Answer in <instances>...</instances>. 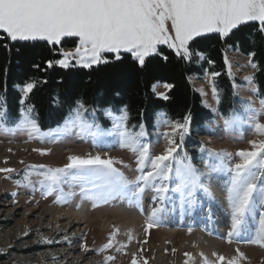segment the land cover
<instances>
[{"label": "snow or ice", "instance_id": "snow-or-ice-1", "mask_svg": "<svg viewBox=\"0 0 264 264\" xmlns=\"http://www.w3.org/2000/svg\"><path fill=\"white\" fill-rule=\"evenodd\" d=\"M249 22H257L259 30L264 32V0H0V31L6 34V38L12 41L40 40L54 46L60 45L68 37L78 39L79 43L74 51L64 52L62 59L47 61L48 67L58 64L68 68L71 60L75 59L81 67L90 69L94 65L108 64L109 56L118 61L123 53H127L142 68L147 57L160 54V45H167L178 56L191 59L194 54L191 43L198 37L217 33L223 38ZM249 63L251 67H257L251 61ZM218 75L219 73H211L210 81L212 97L217 103L220 102V93L214 78ZM253 79L251 76L245 77L249 83ZM35 86V82L27 83L23 87L24 95L27 96ZM253 91L256 89L253 88ZM164 98L167 99V96ZM260 105L259 110L252 109V102L248 101L244 105V111L250 113L249 121L254 132L262 138L249 140L250 148L238 150L235 156L239 157V162L227 169L230 173L228 200L232 208L229 243L233 238L240 237L247 218L254 212L256 202L264 204V175H261L264 173V123L259 119L260 115H264V100L260 101ZM31 111L29 108L28 112L22 113L23 118L13 128L6 126L3 122L5 113L0 111V131L10 134L24 131L30 140L43 141L44 135H47L49 143L75 134L81 139L90 138L96 148H109L118 143L119 147L136 155V171L139 174L134 179H129L115 166L122 161H117L106 153L102 155L101 151L84 156L69 155L68 163L61 168L30 166L42 170L37 175L42 177L39 183L45 190V196L59 193L57 203L74 195L72 192L63 193L64 184L79 186L81 194L92 200L94 207L117 199H127L129 203L139 205L143 193L148 188L154 189L158 198L163 201L170 190L165 182L171 180L175 181V187L171 191L179 193L190 205L195 203L198 191L212 196L203 179L205 173L193 165L186 152L181 155L185 137L190 135V114L186 115L182 122L167 121L170 131L163 134L167 146L162 153L153 156L150 145L143 142L147 135L145 125H138V132L133 130L135 126H129L127 106L118 110L119 115L111 109L105 110V116L112 121V129L106 131L95 120H89V109L82 101H78L64 125L58 127L55 133L44 135L40 134L37 121L29 115ZM217 114L225 131L238 129L245 123L235 111L226 116ZM108 137H115L116 140L110 143ZM34 151L47 154L49 150ZM201 151L207 153L205 167L211 172L225 170L224 158L232 155L224 150L216 151L203 147ZM14 171L12 168H0L3 173ZM24 180L31 182L28 175H25ZM16 183L19 185L21 181ZM161 211L160 208H153L146 222V231L159 226ZM191 231L189 228V232ZM118 232L119 229H116L108 243L99 251L114 247ZM128 239H132L130 233ZM42 240L45 243L53 242L46 238ZM247 242L264 248V216L254 237ZM80 247L84 252L89 250L86 244L82 243ZM124 247L126 245L121 244L116 250L120 251ZM235 253L227 258L213 253L216 257L214 262H209L203 253L200 255L204 264H242L246 259L245 254L239 248ZM185 256L189 260L193 259L191 253H185ZM105 259L106 262L113 261L115 257L108 256ZM140 259L137 253H133L131 264H140ZM143 264H147L146 259Z\"/></svg>", "mask_w": 264, "mask_h": 264}, {"label": "rangeland", "instance_id": "rangeland-1", "mask_svg": "<svg viewBox=\"0 0 264 264\" xmlns=\"http://www.w3.org/2000/svg\"><path fill=\"white\" fill-rule=\"evenodd\" d=\"M78 43L77 38L68 37L60 45H55L60 54L59 59L63 58L64 52L74 51ZM162 46L167 47V45H160L158 51ZM197 58L200 61L201 57ZM226 60L230 75L239 81L235 84V90L240 98L239 105L233 111L239 114L245 123L238 129L232 131L223 129V122L217 114V102L212 97L211 75L203 72L201 75H191L188 78L192 88L200 94L202 104L210 110L213 118L196 132L195 140L190 141L191 150H188L185 141L183 142L181 155L186 152L191 157L193 165L205 173L203 179L206 186L210 185L216 177L229 183L230 173L227 169L239 162V157L235 156V153L240 149L250 148L249 140L262 138L254 132L249 121L250 113L244 111V105L248 101L252 102V109L259 110L260 101L264 100V96L258 95L253 82L249 83L245 80V77L252 76L255 68L251 67L249 56L230 48L225 51ZM72 64L78 65L75 59L71 60L70 65ZM165 85L167 84L155 83L152 90L157 96L164 97L168 90ZM253 88L256 91H253ZM213 109L216 111L214 112ZM0 111L5 113L3 109ZM104 117L108 118L105 114ZM88 118L95 120L92 113L88 114ZM21 119L8 124L5 114L3 122L7 127L13 128ZM259 119L264 123V115H260ZM167 121L162 113H158L153 130L143 138V142L150 145L153 156L162 153L167 146L163 135L170 131ZM95 122L100 124L96 120ZM64 123L65 121L60 126ZM106 125H109V128L105 129V126L100 124L106 131L112 129L110 119ZM56 129L40 130V134L55 133ZM107 139L110 143L116 140L115 137ZM177 140H179L178 137ZM202 147L231 153L230 157L224 158L225 170L211 172L206 168L205 160L208 157L206 152L201 151ZM34 149L49 151L47 154H41ZM97 151L122 161L115 166L129 179H134L139 174L136 171V155L119 147L118 143L115 146L100 149L93 146L90 138L81 139L75 134L63 136L57 142L49 143L47 135H44L43 141L30 140L27 132L24 131H17L15 134L0 131V168L15 169L13 173L0 172V254L7 256V260L0 264H131L133 253H137L141 258L140 264H143L145 259L147 264H204L201 253L208 258L209 262H214L216 257L213 253L227 258L235 255L237 248L246 256L242 264H264V248L247 242L254 237L264 216V204L259 201L256 202L253 214L247 218L245 229L240 237L233 238L229 243L228 237L219 236L221 231L219 226H223L228 234L231 229L232 211L229 210V215H223L222 209L214 202H210L203 191L196 193L195 203L190 205L186 199L181 198L179 193L171 191L175 187L174 180L165 182L170 190L163 201L158 198L154 189L148 188L143 193L139 205L134 202L129 203L127 199H117L94 207L93 201L81 194L79 186L69 184L62 186L63 193L72 192L74 195L60 203L56 202L59 193L44 195L45 190L39 183L42 177L37 175L42 170L30 166L45 165L61 168L68 163L69 155L84 156L88 153L95 154ZM25 175L29 176L30 183L24 180ZM18 180L21 181L19 185L16 183ZM149 208H151L150 211ZM153 208L162 209L160 223L158 227L146 231V222ZM166 208L173 212L170 223L166 220ZM186 209L188 215L184 217L183 213ZM80 211L84 215L83 219L75 216ZM199 211L202 214H197ZM133 215L136 217L134 220ZM193 215L194 220H191ZM196 216L201 217L195 220ZM126 225L130 226L129 231L124 229ZM189 228L192 229L191 232ZM116 229H119V232L116 235L114 247L103 252L99 251L108 243ZM123 229L131 234V240ZM164 232L173 234L166 235ZM187 233L196 234L197 239L203 241L205 246L212 241L217 243L218 247L212 252L208 248L201 251L199 240L198 242L186 241ZM42 238L53 242L45 243ZM82 243L87 245L89 249L87 252L81 250ZM121 244L126 247L117 251ZM185 253H191L192 257L198 260H189ZM108 256H113L115 259L106 262L105 258Z\"/></svg>", "mask_w": 264, "mask_h": 264}, {"label": "trees", "instance_id": "trees-1", "mask_svg": "<svg viewBox=\"0 0 264 264\" xmlns=\"http://www.w3.org/2000/svg\"><path fill=\"white\" fill-rule=\"evenodd\" d=\"M227 48L249 56L251 63L257 65L252 82L258 95L264 96V32L259 30L257 22L239 26L223 38L217 33L198 37L191 43L194 53L191 59H184L162 46L160 54L147 57L142 68L127 53L118 61L109 56L108 64L90 69L75 64L68 68L58 64L48 67L47 61L60 57L56 46L44 41H12L0 31V109L5 111L7 123L13 124L31 108L29 115L42 131L59 127L78 101L86 105L105 129L109 128L106 125L109 119L104 117L108 109L119 115L118 110L127 106L129 126H135L133 130L138 132V125L142 123L146 133L153 130L158 113L168 121L181 122L190 114V135L184 141L191 150L190 141L195 140L196 132L213 115L192 88L189 76L219 73L214 78L220 93L219 114L226 116L239 105L240 98L234 87L239 81L228 71ZM197 57H201L200 61ZM30 82L36 86L25 96L23 87ZM155 83L172 86L165 93L167 99L154 93ZM6 260L7 256L0 254V263Z\"/></svg>", "mask_w": 264, "mask_h": 264}, {"label": "bare ground", "instance_id": "bare-ground-1", "mask_svg": "<svg viewBox=\"0 0 264 264\" xmlns=\"http://www.w3.org/2000/svg\"><path fill=\"white\" fill-rule=\"evenodd\" d=\"M13 150V149H12ZM23 156V155H22ZM6 159V158H5ZM208 187L210 188V191H211V193H212V196L211 197H209L208 196V198H209V200H210V202H214L215 204H217V207H220L221 209H222V214L223 215H229L230 213H228L229 212V210H231L232 211V208H231V204H230V202H229V200H228V187H229V183H227L226 181H222V180H219V178L218 177H216L212 182H211V184L210 185H208ZM149 196H150V194H149ZM172 205V204H171ZM216 206V205H215ZM172 208V207H171ZM150 209L151 208H149V211H150ZM197 209H198V207H197ZM195 211V210H194ZM182 214V213H181ZM173 215V212L171 211V209H165V216H166V220H167V222L168 223H170L171 222V220H172V216ZM183 215H184V217L186 216V215H188V211H187V209H186V211L183 213ZM221 215V214H220ZM75 216H77V217H80L81 219H83L84 218V215L82 214V212L80 211V212H78V213H76V215ZM190 216V215H189ZM133 217V218H132ZM131 218L134 220V218H136L135 217V215H133ZM194 217V215L192 216V218ZM197 217V216H196ZM220 217V216H219ZM221 217H223V216H221ZM186 219H187V217H186ZM256 221V220H255ZM134 222V221H133ZM131 224V223H130ZM258 224V223H257ZM129 227L130 226H128V225H126V226H124V229H127L128 231H129ZM219 228L221 229V232H222V234H224V228H223V226H219ZM123 229V230H124ZM128 231H127V233H128ZM124 232H125V230H124ZM126 233V232H125ZM126 233V234H127ZM166 235H171V234H173V233H171V232H164ZM129 234V233H128ZM164 239V238H163ZM198 240L199 239H197V236H196V234H194V233H187V236H186V241H195V242H198ZM209 242V241H208ZM199 245H201L200 246V250L201 251H204L205 249H210L211 251L210 252H212V251H215L216 250V248L218 247V244L217 243H215V242H212V241H210L209 242V245L208 246H205V244L203 243V241H201V240H199ZM204 249V250H203ZM193 260L194 261H196V260H198V258H196V257H193Z\"/></svg>", "mask_w": 264, "mask_h": 264}]
</instances>
